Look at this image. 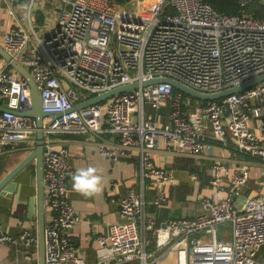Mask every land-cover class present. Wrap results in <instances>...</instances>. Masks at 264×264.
I'll use <instances>...</instances> for the list:
<instances>
[{"label": "built area", "instance_id": "obj_1", "mask_svg": "<svg viewBox=\"0 0 264 264\" xmlns=\"http://www.w3.org/2000/svg\"><path fill=\"white\" fill-rule=\"evenodd\" d=\"M59 1L57 23L46 38L33 27L29 31L20 26H10L0 36L5 50L33 76L43 109L62 113L50 125L52 116L44 119V180L51 211L45 226V264H89L79 257L69 235L81 220L68 197V182L76 170L58 136L78 133L101 135L99 151L114 163L136 156L135 176L142 187L118 200L121 220L111 224L108 234L96 237V264H264V188L237 199L244 189L255 187L249 184L254 166L264 181V80L207 101L168 82L141 84L172 78L207 94L262 75L264 19L246 12L223 14L203 0H132L127 5ZM254 1L238 0L241 7ZM0 60V104L17 111L30 108L27 81ZM134 82L140 86L74 109L78 102ZM162 109H167L166 117ZM36 131L35 118L0 111V152L20 143L35 144ZM106 133L114 138L106 139ZM229 139L239 156L232 162L214 161L208 181L228 195L202 196L197 213L156 224V213L178 182L173 168L156 162L159 145L168 154L199 162L211 142L227 148ZM190 179L199 180V174L191 173ZM145 180L156 189L154 213L148 209ZM227 226L229 230H219ZM148 234L154 248H149ZM14 243L29 249L28 264H38V236L25 230L14 238L0 222V246Z\"/></svg>", "mask_w": 264, "mask_h": 264}, {"label": "crops", "instance_id": "obj_2", "mask_svg": "<svg viewBox=\"0 0 264 264\" xmlns=\"http://www.w3.org/2000/svg\"><path fill=\"white\" fill-rule=\"evenodd\" d=\"M60 5L59 0H0V36L10 26H20L29 31L33 27L38 34L44 32V38H46L57 23ZM209 134L212 135V132L209 131ZM58 136L70 152V162L74 170L91 167L100 177L97 190L90 195L74 191L71 187V178L68 182V197L71 205L81 216L80 222L74 225L69 235L76 244L79 257L89 264H96V251L99 247L96 237L99 234H108L111 224L121 220L118 200L128 192L142 189L135 176L138 158L136 156L122 158L114 163L110 157L99 151L97 141L101 139V135L98 133L60 134ZM104 137L106 139L114 138L108 133ZM229 144L227 148H224L217 142H211L197 163L191 157L168 154L163 149L164 145L162 143L159 145L155 152L156 162L164 167L173 168L177 181L187 182L191 188L180 187L177 182V187L169 194L168 201L162 203L159 212L156 213V224L160 225L169 217H190L197 213L199 211L198 199L202 196L219 199L228 195L227 191L208 185L209 180L204 184L200 180H191L190 170L192 169L189 166L193 162L194 168L198 170L201 164H210L206 169V175L210 178L214 161L222 158L232 162V159L239 156L232 147L231 139H229ZM34 148L33 142H26L20 143L17 149L0 152V182ZM258 176L259 169L254 166L249 184L255 187L244 189L237 196L239 201L247 195L263 191L264 184L259 181ZM144 186L146 187L148 209L152 213L157 212L156 205L151 203L156 195V189L152 187L149 180L144 181ZM38 207L37 162L32 160L25 168L17 172L0 192V222L4 230L14 238H17L25 230L38 236ZM50 217L51 211L47 205L46 220L48 221ZM224 229L229 230V226L219 228L221 231ZM148 239L151 242L149 248H154L155 242L152 234H148ZM28 252L29 249L21 243L0 246V264H28L29 259L26 257ZM122 264H139V261Z\"/></svg>", "mask_w": 264, "mask_h": 264}, {"label": "water", "instance_id": "obj_3", "mask_svg": "<svg viewBox=\"0 0 264 264\" xmlns=\"http://www.w3.org/2000/svg\"><path fill=\"white\" fill-rule=\"evenodd\" d=\"M0 56L6 60L9 65L28 83L29 88V99L31 100V107L23 111H17L10 109L5 105L0 104V111H12L13 113L20 116L33 117L37 121V131H36V142L34 150L11 172L7 174L0 182V192L2 188L7 184L13 176L25 168L32 160L37 162V175H38V264H45V226L47 223L46 220V190H45V180H44V164H43V153H44V119L51 115L52 119L47 124L50 125L53 121L61 116V112H46L42 106V95L35 83V80L31 73L26 69L16 58H14L9 52L5 50L3 45L0 43ZM264 80V73L262 75L251 78L245 81L240 86H234L226 88L223 91L216 93H200L191 87L178 82L175 79L168 78H154L150 81H144L141 84L143 86L151 85V83H161L168 82L173 85V87L187 95H192L200 100H217L225 98L228 95L239 93L244 91V89L253 87ZM140 83L134 82L133 84H127L115 87L114 89L104 92L102 94H97L94 97L86 99L84 101L78 102L75 105L74 109L78 110L83 107L96 104L97 102H102L104 100L113 97L116 93H122L126 91L133 90L138 88ZM244 197L243 199H245Z\"/></svg>", "mask_w": 264, "mask_h": 264}, {"label": "trees", "instance_id": "obj_4", "mask_svg": "<svg viewBox=\"0 0 264 264\" xmlns=\"http://www.w3.org/2000/svg\"><path fill=\"white\" fill-rule=\"evenodd\" d=\"M118 2L122 5L130 4L132 0H110ZM204 2H208L211 4L214 9L220 13H226L230 15H241L243 12H246L248 14H251L253 17H256L258 19H264V3L258 0L248 4L247 6H242L238 2V0H203ZM163 116H167V109L160 110ZM196 162V161H195ZM194 162V163H195ZM197 163V162H196ZM210 164H201L198 170L194 168V164L189 166L192 170H190V173L197 172L199 174V180L201 183H206L209 180V177L206 175V169L209 167ZM203 167V168H202ZM189 171V170H188ZM202 184V185H203ZM178 186L180 187H190L187 182L184 181H178Z\"/></svg>", "mask_w": 264, "mask_h": 264}, {"label": "clouds", "instance_id": "obj_5", "mask_svg": "<svg viewBox=\"0 0 264 264\" xmlns=\"http://www.w3.org/2000/svg\"><path fill=\"white\" fill-rule=\"evenodd\" d=\"M213 55H218L216 50H213ZM71 187L84 195H90L97 190L100 177L95 174V170L91 167L78 168L71 177Z\"/></svg>", "mask_w": 264, "mask_h": 264}, {"label": "rangeland", "instance_id": "obj_6", "mask_svg": "<svg viewBox=\"0 0 264 264\" xmlns=\"http://www.w3.org/2000/svg\"><path fill=\"white\" fill-rule=\"evenodd\" d=\"M129 8L130 9L133 8V4H131ZM38 31H40V30H38ZM39 35L41 37H44V32H39ZM80 93H81L82 96H86V97H88V95H89V93L87 91H84V90H80ZM262 184H264V181H262Z\"/></svg>", "mask_w": 264, "mask_h": 264}]
</instances>
